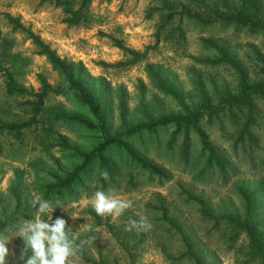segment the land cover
<instances>
[{
	"label": "rangeland",
	"instance_id": "rangeland-1",
	"mask_svg": "<svg viewBox=\"0 0 264 264\" xmlns=\"http://www.w3.org/2000/svg\"><path fill=\"white\" fill-rule=\"evenodd\" d=\"M204 1L213 4V0ZM227 1L226 7L218 6L220 13H228L235 0ZM81 2L0 0V121L28 119L31 105L27 101L35 99L32 93L41 87L39 78L50 85L33 124L19 135L0 131V238L8 241L6 264H25L19 259L23 241L16 234L25 220L36 215L37 210L29 204L34 194L56 208L53 220L64 218L66 230L71 227L76 232L80 252L103 264H195L185 254L175 227L160 218L159 204L204 263L255 264L246 256L247 234L224 216L242 219L243 202L237 187L243 186L254 192L263 222L257 231L264 233V101L254 97L257 119L250 124L249 134L241 137L242 112L223 109L198 122L223 168L207 161L195 128L176 132L174 125L164 124L126 131L178 113L181 104L193 108L200 101L195 81L213 105L220 97L234 95L235 68L220 61V51L241 66L250 82L259 81L264 65V26L201 23L179 14L178 7L183 6L211 18L205 6L192 0H167L175 6L171 10L161 0H88L78 20L68 22L69 10L77 9ZM168 13H173L170 19ZM7 16L17 19L57 56L73 63L76 76L99 102L98 122L59 72L38 54L27 33ZM114 40L146 53L135 63L115 66L130 55L116 47ZM5 71L29 92L8 94ZM68 117L83 118L97 126L87 128ZM113 135H119L122 143L104 149L111 168L108 180L101 175L105 168L94 159L69 186L46 193L47 185L55 181L53 175L63 176L81 162L72 150L60 145V136L86 152L104 136ZM132 157L162 168L167 176L149 173ZM109 187L119 198L133 201V207L116 218L97 215L90 204L97 190ZM15 188L20 198L17 212ZM189 194L205 201L208 216ZM85 201H89L87 207ZM138 212L147 216L151 230H126L131 220L138 219ZM73 264L93 263L77 256Z\"/></svg>",
	"mask_w": 264,
	"mask_h": 264
},
{
	"label": "trees",
	"instance_id": "trees-1",
	"mask_svg": "<svg viewBox=\"0 0 264 264\" xmlns=\"http://www.w3.org/2000/svg\"><path fill=\"white\" fill-rule=\"evenodd\" d=\"M88 0H82L80 6L75 10H69L70 16L67 17L68 22H76L79 18V13L82 8L85 6ZM197 2L199 5L205 6L210 19H205L200 16L198 13L193 12L192 10L180 6L179 14L184 15L185 17L195 19L201 23H210L217 21L220 23H230L236 26L249 27V28H262L264 26V0H235L233 1V6L229 7L228 13H220L218 11V6L222 5L223 7L227 6V0H213V4H205L204 0H192ZM163 6L167 10L175 8V6L170 5L167 0H161ZM177 8V7H176ZM173 16V13H168L167 18L170 19ZM9 22L14 23V26L20 28L27 33V36L31 39L32 43L38 48V54L43 55L51 67L58 71L59 74L63 77L65 82H67L68 87L71 88L79 102L84 105L94 119L98 122L101 119L100 116V105L97 99L90 93L88 88L83 84V82L76 76V71L73 70V63L67 61L65 58H60L50 49L47 44L43 43L39 37L31 33L28 29H25L17 21L7 16ZM114 45L124 51H126L130 58L126 61L116 62L115 66H123L127 64H132L140 59H142L146 51H137L129 49L121 44L119 40H114ZM220 61L230 63L235 68V74L237 78V90L234 95H225L220 97L217 104L213 105L210 103L207 94L201 87L199 81H195V90L200 97V101L193 108H189L186 105H180V112L174 113L172 115L164 116L159 120L150 121L149 123H141L137 126L128 129L127 133H134L141 129H151L158 125L172 124L175 126V131L177 132L181 128H195L198 132L202 152H206L208 156L207 161L212 164L217 165L220 168H223V163L218 155H216L213 148H211L204 136V134L198 129V122L203 116L210 117L211 115H216L219 111L226 110H236L242 112V121L240 129V137L242 133L249 134L248 128L250 124L255 122L257 119L256 107L254 97H258L264 101V65L261 67L262 77L259 81L250 82L247 78L246 72L241 68L239 64L234 63L227 54L220 51ZM264 64V60L262 61ZM7 80L5 83V90L8 94L11 93H24L29 92L20 84H17L13 81L11 74L8 71H5ZM41 87L38 91L33 92L35 97L32 101H27L31 105V115L28 119L19 122H3L0 121V131L3 129L12 130L16 135H19L23 128L29 127L35 122V114L40 109V105L43 102V98L46 93L50 90V85L42 78H39ZM159 83V82H158ZM177 96V94H175ZM71 120H74L81 125H84L87 128H94L97 125H94L92 122L79 118V117H68ZM264 120V114H263ZM122 140L119 135L113 136H104L102 141L90 151H81L77 147L69 145L67 141L60 136V145L64 148L70 149L74 154L81 159V162L76 166L72 171L65 172L63 176L53 175L54 182L47 185V192H50L54 188H66L69 186L72 180L75 179L77 174L85 169L89 163L94 159L98 161L99 166L105 168L106 171L110 170L106 158L103 155L104 149L111 144H121ZM139 163L140 167L147 170L149 173L156 175L157 177L165 178L166 172L151 163H147L138 159L137 157H132ZM214 160V161H212ZM237 192L243 202V217L239 221L233 218L231 215H225L224 218L228 220L231 224L238 226V229L244 230L248 236V247L246 256L248 260L255 261V264H264V233L263 231H257V228L262 225V220L260 215L256 210V198L253 195V191L246 189L243 186L237 187ZM188 194V193H187ZM13 196L15 199L14 212H17L20 205L19 191L15 188L13 190ZM189 199L194 200L200 208V211L203 215L208 216L209 212L207 211L206 203L201 197L188 195ZM159 210L161 214V219L175 227L178 234L180 235L181 241L185 247V254L188 257L192 258L195 264H206L199 257H196L193 254V247L189 242L186 235H184L180 227L176 226L174 221L166 215L165 207L162 204H159ZM236 229V228H235ZM264 230V229H263ZM239 230H237L238 232ZM78 256L83 258L85 261H91L93 264H103L100 261H94L86 257L83 253L79 251Z\"/></svg>",
	"mask_w": 264,
	"mask_h": 264
},
{
	"label": "clouds",
	"instance_id": "clouds-1",
	"mask_svg": "<svg viewBox=\"0 0 264 264\" xmlns=\"http://www.w3.org/2000/svg\"><path fill=\"white\" fill-rule=\"evenodd\" d=\"M101 175L105 180L109 179L106 170ZM29 204L37 211L34 219L25 220L16 234L22 238L24 246L19 259L24 260L25 264H73V258L78 256L82 246L76 243L78 239L76 232H73L71 227L66 230L67 221L64 218L57 217L53 220L56 208L50 201L34 194ZM88 204L89 201H85L83 206L87 207ZM90 204L97 215L114 218L133 207L131 199L119 198L115 189L111 187L106 191L97 190ZM45 216L48 218L47 221L43 218ZM137 216L138 219L131 220L126 230L137 232L151 230L153 225L147 216L142 212H138ZM7 242L6 239L0 238V264H6L5 258L9 255ZM29 251L31 255H28Z\"/></svg>",
	"mask_w": 264,
	"mask_h": 264
}]
</instances>
